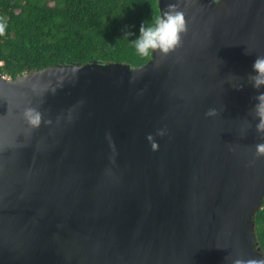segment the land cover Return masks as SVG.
I'll list each match as a JSON object with an SVG mask.
<instances>
[{"label": "water", "instance_id": "1", "mask_svg": "<svg viewBox=\"0 0 264 264\" xmlns=\"http://www.w3.org/2000/svg\"><path fill=\"white\" fill-rule=\"evenodd\" d=\"M158 3L186 30L145 64L0 75V264L264 261V0Z\"/></svg>", "mask_w": 264, "mask_h": 264}, {"label": "trees", "instance_id": "2", "mask_svg": "<svg viewBox=\"0 0 264 264\" xmlns=\"http://www.w3.org/2000/svg\"><path fill=\"white\" fill-rule=\"evenodd\" d=\"M158 0H0V75L16 78L59 63L92 60L139 66L132 44ZM264 252L263 208L255 215Z\"/></svg>", "mask_w": 264, "mask_h": 264}, {"label": "clouds", "instance_id": "3", "mask_svg": "<svg viewBox=\"0 0 264 264\" xmlns=\"http://www.w3.org/2000/svg\"><path fill=\"white\" fill-rule=\"evenodd\" d=\"M169 10L161 15L158 5H151L152 18L149 21L143 22L140 26V35L135 41L132 42L135 51L140 56H150L151 52L159 48L163 53H167L180 43L181 33L186 30L185 14L183 11L178 10L175 5H169ZM5 25L0 23V33L4 31ZM252 68L254 74L250 75L253 87L259 88L264 85V55H257L253 61ZM257 103L253 106L256 116L259 118L256 124L258 131H264V93H260L256 97ZM215 110H210L208 114H212ZM27 119L31 124L39 122V115H33L31 110L25 113ZM158 134H163L160 130ZM151 139V134H149ZM155 148V143L152 144ZM256 153L264 155V143L256 145ZM233 264H241L239 260ZM249 264H256V262H249ZM264 264V261L259 262Z\"/></svg>", "mask_w": 264, "mask_h": 264}]
</instances>
